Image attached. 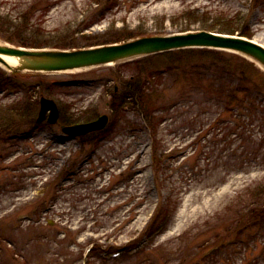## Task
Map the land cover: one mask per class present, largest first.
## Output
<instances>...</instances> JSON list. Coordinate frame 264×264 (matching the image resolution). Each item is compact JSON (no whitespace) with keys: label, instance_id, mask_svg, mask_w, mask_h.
<instances>
[{"label":"rangeland","instance_id":"obj_1","mask_svg":"<svg viewBox=\"0 0 264 264\" xmlns=\"http://www.w3.org/2000/svg\"><path fill=\"white\" fill-rule=\"evenodd\" d=\"M242 16L264 45V0H0V36L82 48ZM138 59L0 64V264H264V74L227 51ZM42 95L72 122L39 120Z\"/></svg>","mask_w":264,"mask_h":264},{"label":"water","instance_id":"obj_2","mask_svg":"<svg viewBox=\"0 0 264 264\" xmlns=\"http://www.w3.org/2000/svg\"><path fill=\"white\" fill-rule=\"evenodd\" d=\"M189 47H207L240 53L264 69V45L253 38L210 30L142 36L122 42L74 49L30 48L2 41L0 64L10 71H73L112 65L158 52ZM5 56L14 57L16 62L8 63ZM47 113L49 123H56L60 115L59 106L53 98L41 96L38 119L43 120ZM108 120L109 117L102 114L92 121L65 125L63 131L71 137H76L103 129Z\"/></svg>","mask_w":264,"mask_h":264},{"label":"trees","instance_id":"obj_3","mask_svg":"<svg viewBox=\"0 0 264 264\" xmlns=\"http://www.w3.org/2000/svg\"><path fill=\"white\" fill-rule=\"evenodd\" d=\"M209 29L217 30L218 32H222V33L239 34V35H243V36H247V37H252L254 35L253 32H252V29H251V27L249 25V19H247L246 16L245 17L242 16L240 20L234 21V25H232L231 23H229V21H227L225 19L223 22L220 23L219 28L211 27ZM186 30H188V28L183 29V31H186ZM0 37L13 43L14 39L12 37H10V38H5L3 36H0ZM133 37H135V35H128V36H124L121 39L120 38H115V39L110 40V41H105L104 43H111V42L121 41V40H124V39L133 38ZM30 38H31L30 41H26L25 39H20V40L17 41L16 44L23 45V46H28V47H45V46H47V43L39 44L38 42H35V41H34V43H32V41L35 38L38 39V40H41L42 38H44L39 33H37V34L34 33V35L31 36ZM95 44H99V43L96 42ZM90 45H93V43H91V44L88 43L87 45L85 44V46H90ZM55 47L68 48L65 45L55 46ZM185 49H189V50L199 49L200 52H214V51H218L219 52V51H224V50L211 49V48H185ZM177 50H184V49H177ZM173 51H176V50H170V51H165V52H161V53H166V52H170L171 53ZM156 54H160V53H156ZM156 54H152V55H156ZM231 54H235L237 56L242 57L243 60L246 63L250 64L253 67V69H255L257 72H260V73L264 74V72L259 67H257L252 61L248 60L247 58H245V57H243V56H241V55H239L237 53L231 52ZM149 56H151V55L144 56V57L139 58V59L143 60V59H146ZM126 62H129V61H126ZM126 62H123V63H126ZM123 63H118V64L120 65V64H123ZM2 72H3L4 75H6V73H7V71L4 70V69H2ZM146 72H147L146 79L148 81H153L154 77H156V74L154 73L155 71H152L151 69H147ZM12 74L16 75L17 73L16 72H12ZM150 98H151L150 95H147V94L144 95L143 94L142 102L146 105L150 101ZM148 110H146L145 118L149 122V124H151V126H152V119L154 118V116H153L152 112H150ZM60 121H62L64 123L72 122V120H70V119H65L62 114H61Z\"/></svg>","mask_w":264,"mask_h":264},{"label":"bare ground","instance_id":"obj_4","mask_svg":"<svg viewBox=\"0 0 264 264\" xmlns=\"http://www.w3.org/2000/svg\"><path fill=\"white\" fill-rule=\"evenodd\" d=\"M1 42H2V40L0 39V43ZM5 59L10 64H14L16 62V59L14 57H11V56H5Z\"/></svg>","mask_w":264,"mask_h":264}]
</instances>
